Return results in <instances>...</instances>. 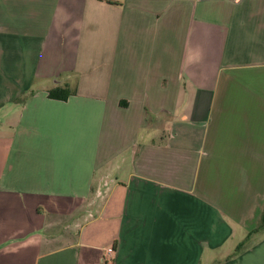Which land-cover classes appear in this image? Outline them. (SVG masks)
<instances>
[{"label":"crops","instance_id":"1","mask_svg":"<svg viewBox=\"0 0 264 264\" xmlns=\"http://www.w3.org/2000/svg\"><path fill=\"white\" fill-rule=\"evenodd\" d=\"M0 264H264V0H0Z\"/></svg>","mask_w":264,"mask_h":264},{"label":"trees","instance_id":"2","mask_svg":"<svg viewBox=\"0 0 264 264\" xmlns=\"http://www.w3.org/2000/svg\"><path fill=\"white\" fill-rule=\"evenodd\" d=\"M71 94V92L68 90V89H66V88H54V89H52V90H49L48 91V97L50 98V99H55V100H64L66 97H68L69 95ZM240 246V247H239ZM238 247H237V250L239 249V248H241V245H239ZM236 250V251H237Z\"/></svg>","mask_w":264,"mask_h":264},{"label":"built area","instance_id":"3","mask_svg":"<svg viewBox=\"0 0 264 264\" xmlns=\"http://www.w3.org/2000/svg\"><path fill=\"white\" fill-rule=\"evenodd\" d=\"M108 252H110V250H108Z\"/></svg>","mask_w":264,"mask_h":264}]
</instances>
